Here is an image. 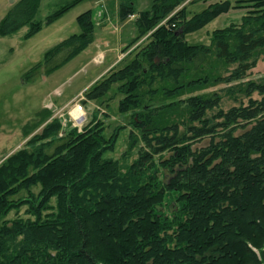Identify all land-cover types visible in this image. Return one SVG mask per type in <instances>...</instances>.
Returning a JSON list of instances; mask_svg holds the SVG:
<instances>
[{"label": "trees", "instance_id": "trees-1", "mask_svg": "<svg viewBox=\"0 0 264 264\" xmlns=\"http://www.w3.org/2000/svg\"><path fill=\"white\" fill-rule=\"evenodd\" d=\"M188 1L154 0L123 49L134 48L121 62L131 60L87 94L100 104L120 97L119 113L131 114L125 155L138 158L130 166L105 158L118 131L104 135L103 123L64 131L43 109L24 127L25 138L42 129L0 165V264H264V80H248L264 61V0H219L193 16L189 5L206 0ZM40 5L21 0L0 37L39 33ZM235 8L248 10L239 25L215 30L210 44L187 41ZM134 15L132 0H120L119 19ZM78 23L81 33L50 50L25 82L94 43L92 11ZM219 84L231 85L228 110L221 95L199 94ZM23 193L29 199L17 201ZM23 205L28 218L8 219Z\"/></svg>", "mask_w": 264, "mask_h": 264}, {"label": "rangeland", "instance_id": "rangeland-1", "mask_svg": "<svg viewBox=\"0 0 264 264\" xmlns=\"http://www.w3.org/2000/svg\"><path fill=\"white\" fill-rule=\"evenodd\" d=\"M20 1L0 0V24ZM119 1L41 0L36 20L43 22L44 26L39 33L25 39L28 27H24L12 36L0 37V165L21 150L30 137L40 132L42 127L25 138L23 130L43 109L53 112L51 120L59 119L64 131L76 129L80 133L85 127L94 126L97 123H103V134L106 136H111L117 130L118 138L114 150L106 153L105 158L117 160L123 168L130 166L138 158L137 150L125 155L131 130V114L119 113L120 97L111 103L108 101L102 104L100 101H91L87 97L90 88L106 76L109 70L115 66H117L115 68H121L131 60L128 58L121 62L134 48L126 54H122L123 49L138 35L136 27L138 15L150 10L154 0H132L135 15L125 21L120 20L118 16ZM191 1L194 0L188 2ZM217 1L219 0L193 3L189 5V11L193 16ZM230 1L234 4L236 0ZM71 4L72 7L66 10L58 20L50 25L45 24L46 19L53 12ZM87 11H92L95 23L94 43L54 73L45 75L41 72L34 82H25V74L43 63L50 50L71 36L81 33L78 17ZM247 12L246 8L231 9L229 13L220 16L202 31L188 36L187 41L190 44H210L215 30L233 24L239 25ZM248 80L255 82L264 80L263 60H260L256 68L250 72ZM230 87L231 85L219 84L199 94L221 95L223 108L228 110L235 105V97L229 96ZM111 95L109 94L108 98ZM108 98L104 101L109 100ZM80 104L86 112V121L82 125L75 123L70 115L72 110ZM207 143V140L200 142L194 148L205 146ZM163 156L168 158L169 154ZM156 161L159 163L158 157ZM160 173L161 176L164 175L161 169ZM39 192L40 188L33 189L35 197L39 195ZM28 197V194L23 193L16 200H28ZM51 205H55L54 201ZM26 208L27 206L23 205L18 210L12 211L8 219L28 218Z\"/></svg>", "mask_w": 264, "mask_h": 264}, {"label": "built area", "instance_id": "built-area-1", "mask_svg": "<svg viewBox=\"0 0 264 264\" xmlns=\"http://www.w3.org/2000/svg\"><path fill=\"white\" fill-rule=\"evenodd\" d=\"M76 107H77L78 112L80 113V116H81V118H80V120L82 121L81 124H83V123L86 121V112H85V110H84V107H83V105H81V104H80V105H77ZM71 117H72V116H71ZM72 120H73L75 123L79 124V123H78L79 119H76L75 117H72Z\"/></svg>", "mask_w": 264, "mask_h": 264}, {"label": "bare ground", "instance_id": "bare-ground-1", "mask_svg": "<svg viewBox=\"0 0 264 264\" xmlns=\"http://www.w3.org/2000/svg\"><path fill=\"white\" fill-rule=\"evenodd\" d=\"M70 115H71L72 117H75L76 119H79L78 123H79V125H82V124H81L82 121L80 120L81 116H80V113L78 112L77 107H75V108L72 110V112L70 113Z\"/></svg>", "mask_w": 264, "mask_h": 264}]
</instances>
